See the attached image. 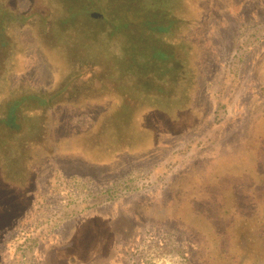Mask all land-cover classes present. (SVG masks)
<instances>
[{
  "label": "rangeland",
  "instance_id": "obj_1",
  "mask_svg": "<svg viewBox=\"0 0 264 264\" xmlns=\"http://www.w3.org/2000/svg\"><path fill=\"white\" fill-rule=\"evenodd\" d=\"M263 206L264 0H0V264H235Z\"/></svg>",
  "mask_w": 264,
  "mask_h": 264
},
{
  "label": "trees",
  "instance_id": "obj_2",
  "mask_svg": "<svg viewBox=\"0 0 264 264\" xmlns=\"http://www.w3.org/2000/svg\"><path fill=\"white\" fill-rule=\"evenodd\" d=\"M261 209H263L264 211V206ZM259 218L261 217H257L255 220H253V218L248 219V220L244 219V221H242L239 224L240 225V232H239L240 238H238V243H240V245L238 246V250L236 251L237 252L236 257L239 259V261L235 264H246L247 262L250 261V259H252L253 264H258L260 260L264 259V248L261 246V249H259L257 246L255 247L253 245L254 243L258 242V240L254 238L255 233H262L260 235L264 236V216H262L261 218L262 221L257 220ZM157 235L158 236H156V239L160 243H165V241H167L164 233H161V234L158 233ZM174 238L176 240L173 239V241L178 243L179 241H177L178 240L177 236H174ZM132 241H133L132 242L133 245H130V244L127 245V248L125 251V253L127 254V257H123L122 254L124 253V251L120 248L118 249V255L116 256L118 264H150L143 257V255L141 254V251L138 250L139 239H137L136 237ZM260 241L262 243L264 242V239ZM70 251L71 252L74 251L73 245L62 249L60 253L58 252V254L60 255L58 256V258H60V260L68 261L69 264H81L80 260L75 258V255H70L72 254ZM189 252H190L189 247H187V254H190ZM128 254H129V257H128ZM187 254L183 252V255H186L187 259L189 260Z\"/></svg>",
  "mask_w": 264,
  "mask_h": 264
}]
</instances>
